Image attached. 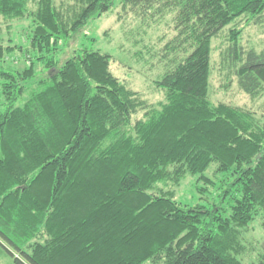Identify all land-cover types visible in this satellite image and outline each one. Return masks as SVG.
I'll list each match as a JSON object with an SVG mask.
<instances>
[{"label": "trees", "instance_id": "trees-1", "mask_svg": "<svg viewBox=\"0 0 264 264\" xmlns=\"http://www.w3.org/2000/svg\"><path fill=\"white\" fill-rule=\"evenodd\" d=\"M116 2L143 19L173 13L158 107L114 74L110 53L55 57ZM263 14L264 0H0V20H31L34 49L21 71L0 62V243L14 264H264V252L239 258L243 229L258 215L264 226V121L209 98L212 41L225 28L223 61L244 92L263 91L264 49L242 45L238 21ZM17 47L0 43V61ZM213 162L232 177L220 202L165 189L187 174L213 185Z\"/></svg>", "mask_w": 264, "mask_h": 264}, {"label": "rangeland", "instance_id": "rangeland-1", "mask_svg": "<svg viewBox=\"0 0 264 264\" xmlns=\"http://www.w3.org/2000/svg\"><path fill=\"white\" fill-rule=\"evenodd\" d=\"M36 1L30 0L32 8L35 7ZM55 1L58 5L72 2V0ZM172 16L173 13H167L162 17L143 19L124 11L121 3L116 2L109 11L90 20L68 41L60 42L55 57L63 62L75 50L81 48L110 53L111 69L114 74L130 88L138 91L150 104L158 107L160 102L165 100V91L155 81L174 65L172 58L164 56L165 47L175 34ZM238 21L243 27L242 45L257 51L263 50L264 14L260 23H255L253 19L247 17H242ZM31 29V20L27 17L11 21L0 20V43L4 47L19 45L2 58L0 62L4 67L21 71L29 64L32 59L31 51H34L30 42ZM228 29L225 28L212 41L209 98L214 104L225 102L252 110L262 122L264 121V89L256 97L244 92L238 85L237 76L223 61L222 55L228 45ZM35 70L36 74L40 75H45L47 72L42 62L36 63ZM27 96L25 93L24 98L26 99ZM142 113L140 112L138 116ZM205 175L212 180L213 185L198 181L197 176L187 174L178 185L171 184L165 189L174 191L175 199L182 203L210 206L220 202L217 195L219 191L229 186L228 182L232 177L217 172L216 162L209 166ZM229 201V198L224 199L222 205L228 207ZM242 240L246 251L239 258L244 263L256 262L259 255L264 252V226L261 215L256 216L243 229ZM2 242L4 244V241ZM6 247L12 250L8 244ZM6 247L0 243V264H14L13 256Z\"/></svg>", "mask_w": 264, "mask_h": 264}]
</instances>
